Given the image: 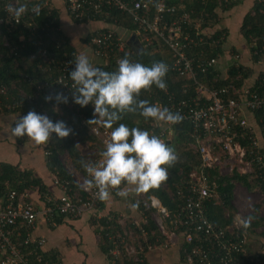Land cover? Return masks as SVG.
<instances>
[{
  "label": "built area",
  "instance_id": "2783aa9c",
  "mask_svg": "<svg viewBox=\"0 0 264 264\" xmlns=\"http://www.w3.org/2000/svg\"><path fill=\"white\" fill-rule=\"evenodd\" d=\"M0 1H3L4 11V15L0 17V39L4 47H11V42L10 38L3 34V28H8L10 31L13 26L22 25L28 27L32 34H36L38 29L55 30L48 23L36 25L27 17V13L18 19H13L7 10L8 6H17L22 3V0ZM37 1L39 4L34 6L41 5L42 0ZM49 1L45 0L44 3L47 5ZM155 1V11L151 13V0H63L74 22L105 17L113 8L128 13L136 25L132 32L139 37V41L146 46L156 39L166 45L171 53V61L166 63L169 70L195 82L196 96L192 100L172 102L168 108L179 111L184 117L183 121L192 123L193 140L190 142V147L198 152L201 163L189 173L188 179L180 184L178 194L182 202L173 218L156 196L152 195L148 197L146 203L144 202L147 209L153 210L152 214L156 212L152 218L165 237L157 247L164 249L168 247L169 239L170 241L181 240L183 237L184 242L180 244V250L183 253L181 264H248L252 253L259 252L253 251L251 246H248L249 236L240 230L243 215L237 212L233 225L216 228L207 217L206 201L220 200L218 183L211 178L210 170L217 169L221 175H230L233 171L250 174L254 173V166L261 169L264 167V142L259 137L261 128L253 116V111L264 109V93L252 90V84L241 88L230 85L211 90L198 81L199 71L207 73L220 65L221 57L219 56L204 59L200 57L202 60L199 61L194 55L188 53L190 47L203 42L204 35L209 33L210 29L202 27V19L192 24V19L187 12L176 15L178 5L171 3L172 0ZM34 6L30 8V11ZM212 43L218 44L219 39L213 40ZM86 47L91 49L96 58L107 62L116 49L124 51L125 41L116 30L108 28L92 36L86 43ZM229 56H231L229 58L231 62L237 63L243 58L240 53L233 51L229 52ZM1 57L2 53H0ZM32 58H40L42 60L40 65L46 64L49 69H56L59 72L57 80L59 90L57 91L68 95L69 103L56 104L54 101L53 106L56 110L72 109L73 115L69 118L68 126L90 130L105 147L106 141L110 139L111 131L102 124H88L87 116L80 111L77 104L71 102L73 82L69 78V72L74 67V58L67 57L65 54L61 59H57L49 53L47 48L32 54ZM256 65L264 67V57L257 60ZM44 87L39 85L35 95L38 96ZM17 91L21 97L34 99V96H28L21 87H18ZM9 92V86L0 79V96L6 98L0 100V113L4 109L15 110L23 106L22 100H7ZM226 94L230 96L225 99ZM25 113L22 108L15 111L17 120ZM74 117H78L79 122H76ZM161 126L158 135L165 141H169L174 133L175 125L161 124ZM236 126L243 129L242 134L248 138V146L238 140L240 134L236 131ZM48 142L43 146L45 147ZM82 144L89 146L88 143ZM101 151H97L96 158L93 156L91 159L99 160ZM48 153L49 151L45 149V154L48 155ZM53 180L60 187L61 194L58 197L48 195L46 203L44 202L43 213L49 221H52L54 213L68 215L70 218H78L88 213L97 218L101 217L99 215L101 200L97 198L95 188L85 190L82 187L83 183L79 182L82 192L77 193L68 180L61 179L57 175H53ZM39 213V210L31 203L17 201L14 190L7 193V199L0 207V264H49L42 252L45 246L44 238L33 235ZM169 219H171V226L167 227L166 222ZM135 223L141 230L142 236L146 238V230L141 227V223L137 221ZM128 236L133 237L132 231ZM118 238L121 243H125L126 237L119 235ZM143 243L142 241L128 242L125 245L127 254L138 257L140 251H144ZM30 245H33V248L27 249ZM152 247L148 244V251ZM113 252L119 253L117 245Z\"/></svg>",
  "mask_w": 264,
  "mask_h": 264
},
{
  "label": "trees",
  "instance_id": "16d2710c",
  "mask_svg": "<svg viewBox=\"0 0 264 264\" xmlns=\"http://www.w3.org/2000/svg\"><path fill=\"white\" fill-rule=\"evenodd\" d=\"M245 0H172L171 3L178 5L176 15H181L187 12L191 19L192 24L196 20L202 19V27L210 29L209 33L204 35L203 42H199L197 46H192L188 49V53L201 61V58H208L213 56L222 57L225 49L228 48L229 31L223 23V18L234 7L244 4ZM23 4L28 6L27 17L32 20L36 25L48 23L55 28L54 31L49 29H38L36 34H32L28 27L17 25L13 26L9 31L8 28H3V34L10 38L11 47H4L0 39V79L3 83L9 86V99L7 100H22L23 106L15 110L4 109L2 113H15L22 108L27 113L28 111H36L38 113H45L53 120H63L68 125L69 118L73 115L72 109L64 108L56 110L53 106L54 100L46 102L44 97L47 94L49 87H53L55 91L59 90L57 87V80L59 72L56 69H49L46 64L40 65L42 60L40 58H32V54L37 53L39 50L47 48L49 53L61 59L66 54L67 57L75 58L77 55L76 47L71 43L64 33L60 30L59 10L50 0L46 5L42 0L39 5V14L30 11V8L35 4H39L37 0H22ZM151 13L155 11V0H151ZM3 1H0V17L4 15L2 8ZM170 17V16H169ZM95 20H105L109 24H116L122 27H128L131 30L136 28L132 17L116 8L109 10L107 16L96 17ZM77 23H87L88 20L76 21ZM192 27V25H191ZM59 28V29H58ZM103 29V30H107ZM103 30H99L103 31ZM98 32L90 33L84 39V43L89 42L92 36ZM240 32L245 39L247 46L250 50V64L245 62H230L226 72L223 68L217 67L211 69L207 73L198 72L197 79L205 84L209 89H222L230 85L236 88H241L247 85L248 80L253 74V66L256 65L257 60L264 57V0H254L252 7L245 13ZM153 37V36H152ZM154 38V37H153ZM219 39L218 44H213V40ZM142 43V42H141ZM233 51L239 53L235 47ZM257 51V53H255ZM129 58L133 62H141L145 65H151L153 62L163 61L168 63L171 61V53L166 45L162 44L159 40L153 39L148 45L140 44L136 48L131 42L125 41L124 51L117 49L111 54L107 62L96 64L97 67L103 68L105 71H114L117 67V60L121 58ZM201 57V58H200ZM167 89L162 91L154 85L148 90H142L139 99L148 100L154 104L168 107L172 102L178 103L182 100H192L195 96V82L178 73L168 71L166 75ZM39 85L45 86L43 91L36 96L37 87ZM21 87L28 96H34L33 100L27 97L19 96L17 88ZM251 89L259 93H264V70L259 73L254 81ZM230 94L224 95L228 98ZM5 96H0V100H5ZM88 119L92 118L93 109L89 105L87 107H80ZM25 113V114H26ZM253 116L261 128V134L264 138V109L253 111ZM76 122L78 117H74ZM124 123L131 127H140L149 130L158 135L161 130V124L153 122L152 120H145L139 113H125L122 119L117 122ZM115 126V125H114ZM236 131L240 134L239 141L245 146H248V138L242 134L243 129L236 126ZM73 132L65 138H57L55 134L50 138L48 144L44 149L48 150L46 157V165L50 173L57 175L61 179H66L70 182V186L77 193H81L80 186L76 183L74 175H72L62 160V155L66 152L71 158L74 168L86 174L82 168L80 161H92L94 159L86 157L80 150L79 143L98 142L99 140L94 134L86 128L73 127ZM111 131V129H109ZM193 125L189 121H182L174 126V133L169 141L166 143L174 147L177 160L174 164L168 167V178L162 182L158 188L150 189L145 192L147 197L156 196L165 206L172 218L179 210V205L182 200L179 198V186L183 181L187 180L189 173L197 168L201 163L200 155L198 152L190 147V142L193 140ZM263 141V139H262ZM264 142V141H263ZM102 145V144H101ZM97 148L98 151L103 150ZM256 165V164H255ZM211 178L218 183V192L220 200L206 201V213L208 219L213 223L216 228H225L234 224L237 207L234 205L235 188L236 184H242L248 190H260L264 196V167L254 166V173L240 174L233 171L230 175H221L217 169L209 171ZM54 182V180H52ZM56 185V184H55ZM123 184L119 187H122ZM11 190L16 192L17 201L30 203L27 194L30 190H37L41 199L45 202L48 195H51L49 186L45 183L42 177L38 176L32 169L22 168L19 164H11L7 162H0V198L3 205L7 199V193ZM83 196L85 194L83 193ZM264 202V199H263ZM46 203V202H45ZM103 201L99 207H102ZM138 210L143 214L141 227L146 230V238L142 236L141 230L137 227L135 221L121 222L122 215L118 212H111L102 215L100 218L90 217L94 225V230L100 238V246L102 251L109 257V264H148L146 253L148 251V244L155 247L164 241V236L158 229V226L152 218V209H147L141 202L137 201ZM262 204V203H261ZM261 204L255 205V213L251 214V221L248 227L241 226L243 232L247 233L248 246L252 244V235H259L264 239V229L257 233L258 227L264 224V217L259 215ZM258 214H257V213ZM90 214V213H88ZM91 215V214H90ZM84 216V215H83ZM82 217V216H81ZM70 218L68 215L54 213L52 220L56 224H62L66 219ZM80 218V217H78ZM71 218V219H78ZM166 222V221H165ZM167 227L171 226V219L166 222ZM23 228V227H22ZM21 228V229H22ZM135 232L138 236H142L137 241H142L144 251H140L138 257L135 255L127 254L125 245L131 242L132 239L128 236L129 232ZM126 233V234H125ZM119 235L124 236L125 243H121L118 238ZM127 235V236H126ZM181 237V243L183 241ZM119 248V253L115 254L113 251ZM33 248L30 245L29 248ZM45 257V256H44ZM46 258V257H45ZM183 253L181 251V260ZM46 260V259H45ZM51 264V262L49 263ZM181 264V263H180ZM248 264H264V251L261 253L253 254Z\"/></svg>",
  "mask_w": 264,
  "mask_h": 264
},
{
  "label": "clouds",
  "instance_id": "9594fccd",
  "mask_svg": "<svg viewBox=\"0 0 264 264\" xmlns=\"http://www.w3.org/2000/svg\"><path fill=\"white\" fill-rule=\"evenodd\" d=\"M8 12L13 19L22 17L29 11L26 4L9 5ZM39 5L31 11L39 14ZM74 67L69 72L73 82L71 102L80 107L92 106V118L88 124H102L111 129L110 139L100 152V159L80 161L87 174L82 187L85 190L95 188L97 198L101 201L110 199V189H116V195L127 198L128 186H133L135 193H145L158 188L168 178V167L177 160L173 146L160 136L140 127H129L124 123L117 124L125 113H139L145 120L158 124L173 126L184 119L179 111L139 99L142 90L153 85L166 91V75L169 66L163 62L145 65L133 62L129 58L117 61L114 71H105L94 66L86 54H77ZM46 102L56 104L69 103V96L61 91L49 93L44 97ZM115 125V126H114ZM73 132L63 120H53L45 113L28 111L14 123L11 133L15 137L27 136L36 144H46L50 138L68 137ZM124 185V188L119 186ZM138 204L133 203L135 208ZM251 217L242 218L243 227H248Z\"/></svg>",
  "mask_w": 264,
  "mask_h": 264
},
{
  "label": "crops",
  "instance_id": "0c3cea01",
  "mask_svg": "<svg viewBox=\"0 0 264 264\" xmlns=\"http://www.w3.org/2000/svg\"><path fill=\"white\" fill-rule=\"evenodd\" d=\"M53 4L59 10L60 30L70 39L71 43L76 47L77 54H86L90 61L96 66L98 63H103V60L96 58L91 49L86 47L84 39L90 33L98 32L106 28H111L123 37L124 41L131 42L134 47H140L142 41L139 37L133 34L134 29L122 27L116 24H109L105 20H89L87 23H77L72 20L68 14L63 0H52ZM254 0H245L244 4L234 7L223 18V23L229 31L228 52L220 58V68H223V63L230 64L231 56L229 52L236 50H246V42L240 32L241 24L245 13L252 7ZM233 29L235 31H233ZM238 33L237 39L240 41L234 43L231 41V32ZM238 36V35H237ZM234 52V51H233ZM250 53V52H249ZM242 62L243 58H242ZM247 62V59H246ZM247 64V63H246ZM218 66V67H219ZM257 78V77H256ZM255 81V80H254ZM254 81L252 85L254 84ZM17 121L15 113H0V162L11 164H19L22 168L32 169L38 176L42 177L45 183L49 186L51 195L58 197L61 194V189L52 181V174L47 168L45 147L43 144H36L29 138L15 137L11 133L14 123ZM123 185L121 188H124ZM129 192L127 198L116 195V189L110 190L112 195L110 199L103 201L100 211L109 214L118 210L127 209L138 211V208L131 207L134 201L135 191H131L129 187L126 189ZM26 196L30 199V203L34 205L39 214L33 230L35 237H42L45 240V246L42 250L44 258L51 264H109V257L102 251L100 246V238L94 230V225L91 222V215L86 214L78 219L68 218L62 224H56L53 220L49 221L48 217L43 213L45 206L44 201L37 190H30ZM3 201L0 198V207ZM125 212V211H124ZM127 212V211H126ZM135 216L133 212L130 213ZM153 246V245H152ZM155 246L146 253L148 264H170L173 258L169 254L164 255L154 249ZM177 259L178 264L181 263V250Z\"/></svg>",
  "mask_w": 264,
  "mask_h": 264
},
{
  "label": "rangeland",
  "instance_id": "374dc122",
  "mask_svg": "<svg viewBox=\"0 0 264 264\" xmlns=\"http://www.w3.org/2000/svg\"><path fill=\"white\" fill-rule=\"evenodd\" d=\"M233 31H235V30L233 29ZM233 31L231 32V41L236 43V42L240 41V39L239 40L237 39V37H239V34L238 33L236 34ZM244 43H246V42H244ZM246 47H247L246 50H239V53L243 56V61L247 64H250L251 63L250 54H249L250 50L247 46V43H246ZM246 59H247V62H246ZM227 68H228V65L223 63V71L226 72ZM263 70H264V67L259 66V65H254L253 66L254 72L251 75L250 79L248 80L247 84H252L253 81L256 80V77H258L259 73H261ZM259 137L261 139H263V141H264V138H263L262 134L260 133V130H259ZM88 144H89V146L83 145L82 143H79V147H80L81 152L86 157L92 158L94 156V158H96L95 155H98L97 148L101 149V147H102L101 141H99V143L98 142H88ZM62 160L64 162V165L68 169V171L72 175H74L76 183L80 186V183H83L84 180L87 178V174H83L74 168V164H73L71 158L69 157L68 153L65 152L62 155ZM225 171H227V169ZM128 187L131 191H134L133 186H128ZM147 199H148V197L145 193H139V194L136 193L134 196V201H136V202L141 201L143 204H144V202L146 203ZM263 199H264V196L260 190L257 189V190L250 191L245 186H243L242 184H239V183L236 184L234 205L237 207V212H239L241 215H243V218H248L251 214L255 213V205L261 204V203L262 204H261V207H260V210L258 213L261 217H264ZM115 212H118L120 215H122L121 221L123 223H125L127 221H137L138 223L142 224V222L144 221V219H143L144 217H143V214L141 212L133 211L129 207L127 209L118 210ZM131 212H133L135 214V216L131 215L130 214ZM104 213L105 212L100 211L99 215L100 216L105 215ZM150 213L152 216L156 215L155 211L153 214H152V211ZM92 217H95V216H92ZM263 229H264V224H262L260 227H258V229L256 231H257V233H259ZM132 234H133V237L131 238L132 239L131 243L133 241H137L138 239L142 238V236L140 234H139V236L135 232H132ZM252 237H253L252 238V244H251L252 250L256 251V252L264 251V239L261 238L257 234L252 235ZM169 242L170 243H169L168 247H166L164 249H160L161 247H159V248L154 247L152 250L154 251V249H155L156 251H158L159 253H163L164 255L169 254L170 258L174 259L171 261L170 264H178L177 259L180 258V255H178V252L180 250L181 241L176 240V239H173L172 241H170V239H169Z\"/></svg>",
  "mask_w": 264,
  "mask_h": 264
},
{
  "label": "water",
  "instance_id": "95a60500",
  "mask_svg": "<svg viewBox=\"0 0 264 264\" xmlns=\"http://www.w3.org/2000/svg\"><path fill=\"white\" fill-rule=\"evenodd\" d=\"M54 92H56V91H55V89L51 86V87H49V89L47 90V94H46V95H48L49 93H54Z\"/></svg>",
  "mask_w": 264,
  "mask_h": 264
}]
</instances>
